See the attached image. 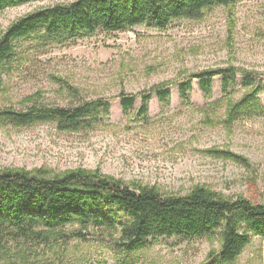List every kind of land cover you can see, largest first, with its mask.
Wrapping results in <instances>:
<instances>
[{
	"label": "rangeland",
	"instance_id": "rangeland-1",
	"mask_svg": "<svg viewBox=\"0 0 264 264\" xmlns=\"http://www.w3.org/2000/svg\"><path fill=\"white\" fill-rule=\"evenodd\" d=\"M47 5L0 13V38ZM15 47V60L0 76L1 110H25L33 97L59 107L104 99L111 111L92 130L77 133L60 132L54 124L0 125V170L40 171L52 178L81 169L166 195L185 196L204 187L264 205V114L227 124L225 109L214 104L225 96L220 78L209 98L196 80L189 102L178 90L192 75L212 69L235 67L264 79V0H239L207 10L199 20L174 21L164 31L139 26L122 33L99 31L72 45L48 47L30 38ZM240 82L239 76L234 100L246 93ZM161 86L170 88L169 102L154 94L148 113L141 114L142 95ZM121 94L137 97L126 114ZM259 99L264 107V93ZM80 232L78 225L66 227L58 244L64 246L43 253L36 264H207L211 253L220 251L218 235L159 238L126 257L113 244L116 236L89 229L79 238ZM232 264H264V239L254 238Z\"/></svg>",
	"mask_w": 264,
	"mask_h": 264
},
{
	"label": "trees",
	"instance_id": "trees-1",
	"mask_svg": "<svg viewBox=\"0 0 264 264\" xmlns=\"http://www.w3.org/2000/svg\"><path fill=\"white\" fill-rule=\"evenodd\" d=\"M238 1L0 0V13L48 4L18 20L0 38V76L15 60V43L19 41L36 38L48 47L65 46L99 31L122 33L139 26L164 31L174 21L199 20L207 10L231 7ZM239 76L246 93L234 100L232 87L237 86ZM216 78L221 79L225 96L214 104L225 109L227 124L264 114L259 99L264 93L262 75L235 67L192 75L178 85L181 100H191L194 80L209 98ZM154 94L163 104L171 98L170 88L156 87L142 95L141 114L148 113ZM119 98L123 113L134 109L136 96L121 94ZM26 102L30 105L22 111L0 109V125L54 124L60 132L77 133L92 130L111 111L110 102L104 99L70 107L49 106L33 97ZM218 154L233 161L244 160L227 152ZM75 225L81 231L79 238L89 229L116 236L113 244L126 257L150 248L159 238L197 240L218 235L220 251L211 253L207 264H232L254 238L264 239V205L240 196L226 198L204 187H196L185 196L166 195L155 187L129 186L81 169L52 178L40 171L0 170V264H36L43 253L64 246L58 245L66 238L61 234Z\"/></svg>",
	"mask_w": 264,
	"mask_h": 264
}]
</instances>
